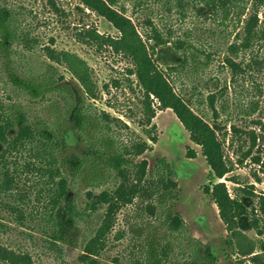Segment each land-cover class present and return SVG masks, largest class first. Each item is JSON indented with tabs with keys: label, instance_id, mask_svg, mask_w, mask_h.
Masks as SVG:
<instances>
[{
	"label": "rangeland",
	"instance_id": "374dc122",
	"mask_svg": "<svg viewBox=\"0 0 264 264\" xmlns=\"http://www.w3.org/2000/svg\"><path fill=\"white\" fill-rule=\"evenodd\" d=\"M194 4V0H122L119 8L132 19L143 39L156 28L162 38L169 40L155 47L154 58L160 67L166 68L178 59L172 46L178 39L192 45L186 52L197 53V69L191 70L192 63L186 60L184 70L173 76V86L195 113L218 128L224 154L234 162L232 171L221 179L210 169L200 146L190 140L175 113L170 108H158L156 98L150 102L153 116L149 119L156 126L152 133L157 135V141L152 143L144 131L150 125H145L148 108L135 75L129 74L133 64L105 40L119 35L110 21L81 0H0V7L10 12L9 22L16 36L11 49L14 71L22 76L40 75L49 63L73 90L83 93L66 63L49 58L47 48L83 58L90 67L97 94L88 99L89 111L101 119L105 117L101 120L105 129L121 145L131 147L138 141L153 145L152 150L138 156L147 159L149 167L157 155L167 157L172 176L181 188L177 209L188 223L190 234L208 244L217 258L216 264H235L234 255L231 259L225 256L226 230L218 207L203 188L224 181L233 195L238 185L253 184L254 193L264 196V47L245 48L241 41L242 22L226 19L222 23L215 15L198 14ZM259 17L264 25V6ZM95 31L104 38H93ZM183 50H179L180 54ZM229 60L237 67H232ZM4 61L0 53V100L21 102L31 126L36 117L47 118V105L42 100L49 98L32 99L17 90ZM65 141L72 151L84 148L72 121ZM189 149L195 151V157H188ZM51 152L50 144L41 143L36 137L17 146L0 144V264H9L3 256L5 249L27 256L32 264H129L144 244L136 237V228L143 220L135 203L123 205L114 213L110 229L87 254L86 246L101 225L107 205H95L92 199L96 198H90L87 190H71L68 200L75 224L67 225L64 238H59L56 211L65 207L63 201H57L60 182L37 170L39 165L46 167L52 161ZM243 156V163L236 164ZM119 181L113 177L92 194L97 195L100 189H114ZM243 202L252 204L247 198ZM150 215L144 213V217ZM239 227L257 240L264 239L262 217L252 228L249 218L243 216ZM182 239L181 235L177 237L178 247L186 250Z\"/></svg>",
	"mask_w": 264,
	"mask_h": 264
},
{
	"label": "trees",
	"instance_id": "16d2710c",
	"mask_svg": "<svg viewBox=\"0 0 264 264\" xmlns=\"http://www.w3.org/2000/svg\"><path fill=\"white\" fill-rule=\"evenodd\" d=\"M121 1L81 0L86 7L102 15L119 31L118 36L106 37L105 40L117 51L127 55L133 64L129 74L135 75V83L140 88L143 102L148 108L145 125H150L145 127V133L153 144L157 141V135L152 133L156 126L149 119L153 116L150 109L151 98H156L159 102L158 108H170L182 122L189 132L190 140L200 146L201 154L213 173L219 179L225 178L232 171L234 162L229 161L224 154L218 128L195 113L173 86V76L184 70L186 60L192 63L191 70L197 69V53L193 50L186 52L192 45H185L178 39L172 43L178 52V59L166 68L160 67L154 58L155 47L165 45L169 40L162 38L156 28H152L147 39H143L132 19L119 8ZM194 1L198 14L215 15L222 19V23L226 19L229 22L236 21L237 24L242 22L241 41L245 48L254 45L264 47V25L259 17L264 0ZM9 19V10L0 7V53L5 59L8 77L12 85L28 97L49 98L42 100L46 102L48 117H34L31 126L21 102L5 103L0 100V144L12 143L17 146L36 137L39 142L48 143L52 147V161L46 167L39 165L37 170L41 175L49 174L52 178H58L60 182L61 190L57 194V201H63L65 207H59L56 211L59 238H64L67 225L75 224L74 212L69 206V193L71 190L84 189L90 198H96L92 199L95 205H107L101 225L86 246L87 254L92 253V247L110 229L114 213L123 205L135 203V209L143 220L136 228L139 233L136 237H140L144 244L138 256L129 264H216L217 258L208 244L190 234L188 223L177 209L181 188L172 176V167L167 157L163 154L157 155L153 165L149 167L147 159H138V156L146 150H152L153 145L144 141H138L131 147L121 145L105 129L101 121L105 117L101 119L89 111L88 99L96 98L97 94L87 62L75 53H55L53 49L47 48L49 58L66 63L71 74L82 86L83 93L73 90L63 76L56 73L54 65L49 63L40 75L18 74L11 66V49L16 36ZM91 35L93 38L103 37L96 31ZM150 39L153 43H148ZM182 48L184 50L180 54L179 50ZM229 61L232 67H237L236 63ZM114 84H118L117 80H114ZM53 92L62 95L57 97ZM70 121L73 122L77 138L84 144L83 150L79 152L70 150L65 141ZM187 154L188 157L196 156L192 149ZM244 158L245 156L238 159L236 164H242ZM255 176L260 180L256 174ZM113 177L120 180L114 189H100L97 195L92 194L109 183ZM234 191L232 195L224 181H217L203 188V192L210 195L216 203L225 226V256L231 259L234 255L235 264H264V239L257 240L239 227V220L243 216L249 218L252 228L257 227L260 217L264 219V196L254 193L253 184L238 185ZM243 198L249 199L252 204L246 205ZM148 212L150 217H144V213ZM149 218L153 219L147 220ZM150 224L151 227H148ZM147 227L150 228L149 232ZM143 232L146 233L143 235ZM179 235L187 245L186 250L178 247ZM4 251L3 256L9 264H32L25 255L7 249Z\"/></svg>",
	"mask_w": 264,
	"mask_h": 264
}]
</instances>
